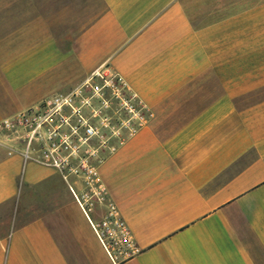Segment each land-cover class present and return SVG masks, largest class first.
Masks as SVG:
<instances>
[{"label":"crops","instance_id":"0c3cea01","mask_svg":"<svg viewBox=\"0 0 264 264\" xmlns=\"http://www.w3.org/2000/svg\"><path fill=\"white\" fill-rule=\"evenodd\" d=\"M99 1L66 48L3 63L20 74L0 76V120L25 86L36 103L105 64L123 76L151 117L100 173L138 251L113 260L104 208L1 143L0 264H264V0Z\"/></svg>","mask_w":264,"mask_h":264},{"label":"built area","instance_id":"2783aa9c","mask_svg":"<svg viewBox=\"0 0 264 264\" xmlns=\"http://www.w3.org/2000/svg\"><path fill=\"white\" fill-rule=\"evenodd\" d=\"M151 110L108 64L64 92L49 94L0 120V144L57 170L86 210L104 208L95 223L113 260L138 251L100 168L128 137L146 125Z\"/></svg>","mask_w":264,"mask_h":264},{"label":"rangeland","instance_id":"374dc122","mask_svg":"<svg viewBox=\"0 0 264 264\" xmlns=\"http://www.w3.org/2000/svg\"><path fill=\"white\" fill-rule=\"evenodd\" d=\"M101 8L99 0H0V76H19L18 65L2 68L3 63H13L21 49L31 50L47 37L54 35L66 48L73 35L93 20ZM26 87L20 90L23 102L10 113L46 95L47 90L31 91Z\"/></svg>","mask_w":264,"mask_h":264}]
</instances>
